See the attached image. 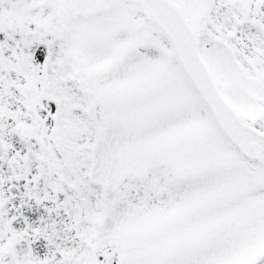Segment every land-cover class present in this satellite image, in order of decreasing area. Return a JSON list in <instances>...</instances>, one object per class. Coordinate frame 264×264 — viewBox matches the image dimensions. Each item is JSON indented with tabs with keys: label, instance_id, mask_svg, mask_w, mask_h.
I'll use <instances>...</instances> for the list:
<instances>
[{
	"label": "snow or ice",
	"instance_id": "snow-or-ice-1",
	"mask_svg": "<svg viewBox=\"0 0 264 264\" xmlns=\"http://www.w3.org/2000/svg\"><path fill=\"white\" fill-rule=\"evenodd\" d=\"M0 264H264V0H0Z\"/></svg>",
	"mask_w": 264,
	"mask_h": 264
}]
</instances>
